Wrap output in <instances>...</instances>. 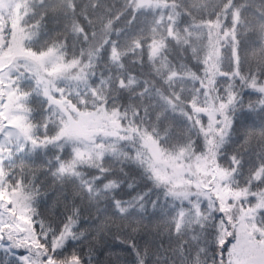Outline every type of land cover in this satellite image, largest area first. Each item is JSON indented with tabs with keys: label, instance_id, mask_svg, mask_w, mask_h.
I'll use <instances>...</instances> for the list:
<instances>
[{
	"label": "snow or ice",
	"instance_id": "snow-or-ice-1",
	"mask_svg": "<svg viewBox=\"0 0 264 264\" xmlns=\"http://www.w3.org/2000/svg\"><path fill=\"white\" fill-rule=\"evenodd\" d=\"M0 264H264V0H0Z\"/></svg>",
	"mask_w": 264,
	"mask_h": 264
},
{
	"label": "trees",
	"instance_id": "trees-1",
	"mask_svg": "<svg viewBox=\"0 0 264 264\" xmlns=\"http://www.w3.org/2000/svg\"><path fill=\"white\" fill-rule=\"evenodd\" d=\"M49 155H51V152H49ZM41 179L45 180L46 185L51 184V177H48L47 179H45L44 176H41ZM60 191H63L66 193L65 195L61 197V199L63 202H67L69 206H72V205L80 206L82 204V197L76 194L77 189H75L71 184L66 183L63 187H61L58 184L56 192H53L52 195H56V193ZM83 199L86 201V197H84Z\"/></svg>",
	"mask_w": 264,
	"mask_h": 264
}]
</instances>
